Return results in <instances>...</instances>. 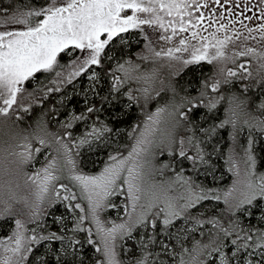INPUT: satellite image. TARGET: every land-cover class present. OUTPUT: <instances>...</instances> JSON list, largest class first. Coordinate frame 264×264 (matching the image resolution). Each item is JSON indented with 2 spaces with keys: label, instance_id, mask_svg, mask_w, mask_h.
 Masks as SVG:
<instances>
[{
  "label": "snow or ice",
  "instance_id": "snow-or-ice-1",
  "mask_svg": "<svg viewBox=\"0 0 264 264\" xmlns=\"http://www.w3.org/2000/svg\"><path fill=\"white\" fill-rule=\"evenodd\" d=\"M262 160L264 0H0V264H264Z\"/></svg>",
  "mask_w": 264,
  "mask_h": 264
},
{
  "label": "trees",
  "instance_id": "trees-1",
  "mask_svg": "<svg viewBox=\"0 0 264 264\" xmlns=\"http://www.w3.org/2000/svg\"><path fill=\"white\" fill-rule=\"evenodd\" d=\"M14 2H17V3H19L20 5H25V4L28 3V0H14ZM135 116H136V113L133 112V113H132V118H135ZM261 166L264 167V160L261 161Z\"/></svg>",
  "mask_w": 264,
  "mask_h": 264
},
{
  "label": "rangeland",
  "instance_id": "rangeland-1",
  "mask_svg": "<svg viewBox=\"0 0 264 264\" xmlns=\"http://www.w3.org/2000/svg\"><path fill=\"white\" fill-rule=\"evenodd\" d=\"M230 175L228 176V177H226V180H225V182H227L228 180H230ZM114 214V213H113Z\"/></svg>",
  "mask_w": 264,
  "mask_h": 264
}]
</instances>
